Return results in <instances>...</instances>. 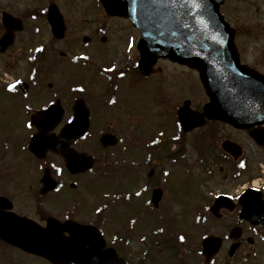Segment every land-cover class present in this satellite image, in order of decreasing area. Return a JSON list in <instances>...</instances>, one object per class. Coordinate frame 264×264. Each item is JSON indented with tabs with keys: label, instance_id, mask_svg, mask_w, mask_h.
<instances>
[{
	"label": "flooded vegetation",
	"instance_id": "af4514ba",
	"mask_svg": "<svg viewBox=\"0 0 264 264\" xmlns=\"http://www.w3.org/2000/svg\"><path fill=\"white\" fill-rule=\"evenodd\" d=\"M74 4L0 2V264H59L10 243L22 217L60 240L74 222L95 227L115 264H264V120L239 140L218 137L232 126L214 119L185 130L181 108L201 112L209 98L196 103L171 77L194 70L197 85V70L162 57L143 74L132 21L102 0ZM148 79L167 91L152 130L133 101Z\"/></svg>",
	"mask_w": 264,
	"mask_h": 264
},
{
	"label": "water",
	"instance_id": "95a60500",
	"mask_svg": "<svg viewBox=\"0 0 264 264\" xmlns=\"http://www.w3.org/2000/svg\"><path fill=\"white\" fill-rule=\"evenodd\" d=\"M103 1L109 12L128 17L140 29V68L145 74L160 57L187 63L198 68L210 96L206 116L236 127L264 118V75L242 64L235 43L236 30L221 10L226 0ZM191 119V124L204 121L200 115L188 113L184 122ZM73 132L72 127L65 130L67 135ZM65 157L70 167L79 164L74 155ZM12 227L10 243L56 263L115 264L114 254L101 252L104 241L88 226L70 224L71 236L65 240L53 232L52 223L42 228L22 217Z\"/></svg>",
	"mask_w": 264,
	"mask_h": 264
},
{
	"label": "rangeland",
	"instance_id": "374dc122",
	"mask_svg": "<svg viewBox=\"0 0 264 264\" xmlns=\"http://www.w3.org/2000/svg\"><path fill=\"white\" fill-rule=\"evenodd\" d=\"M85 1L86 0H75L77 6H75V4L74 6L71 5V9L83 10ZM222 11L228 21L232 25H234L238 32L236 42L238 44L239 51H241V54L243 48V56L245 60L249 63L264 66V63H262V59H260V61L257 60V58H260V51L264 48V0H227L222 6ZM161 66L163 74H165L169 68H174L173 66L171 67L166 63H161ZM176 70L179 71L182 75H173L171 77L172 85L183 87V91H186V87L191 89V92H195V90L198 91L196 103L206 97V93L201 86L198 75L196 79L197 85L196 81L194 84H192L191 82L190 74H195L196 72L194 70H189L183 67L177 68ZM171 73L172 69L168 75H170ZM166 93L167 91L165 86H155L154 79H148L147 81H140L138 83H135V87L133 89V101L135 102L136 108L145 113L143 114L145 115L143 124H147V128L150 130H152L158 124L161 125L163 116H165L164 120L167 118V114L165 113V106L162 107ZM171 98L174 97L171 96ZM170 106L168 109L171 108ZM230 128L226 127V131L218 133V137H221L223 134L225 136H229L238 140L242 138L241 130L233 127L232 129ZM127 131L131 130H125L126 134ZM134 131L136 132V134L142 136H147L148 133L147 130L136 129ZM209 139L210 141L214 140V142L218 141L216 136H210ZM114 184H117V182H103L102 185H106V189L104 190L110 192L112 191Z\"/></svg>",
	"mask_w": 264,
	"mask_h": 264
},
{
	"label": "snow or ice",
	"instance_id": "6c2138e0",
	"mask_svg": "<svg viewBox=\"0 0 264 264\" xmlns=\"http://www.w3.org/2000/svg\"><path fill=\"white\" fill-rule=\"evenodd\" d=\"M120 75H121V76H123V75H124V73H123V72H121V73H120ZM10 87H14V86L10 85ZM29 126H30V125H29ZM180 239H181V240H183V239H184V237H180Z\"/></svg>",
	"mask_w": 264,
	"mask_h": 264
}]
</instances>
